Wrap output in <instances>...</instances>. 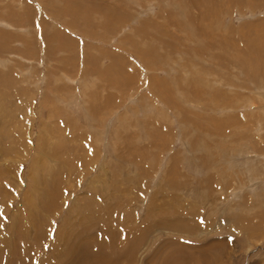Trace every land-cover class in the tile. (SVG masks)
Masks as SVG:
<instances>
[{"label": "rangeland", "instance_id": "1", "mask_svg": "<svg viewBox=\"0 0 264 264\" xmlns=\"http://www.w3.org/2000/svg\"><path fill=\"white\" fill-rule=\"evenodd\" d=\"M0 208L26 264H264V0H0Z\"/></svg>", "mask_w": 264, "mask_h": 264}, {"label": "bare ground", "instance_id": "2", "mask_svg": "<svg viewBox=\"0 0 264 264\" xmlns=\"http://www.w3.org/2000/svg\"><path fill=\"white\" fill-rule=\"evenodd\" d=\"M67 164V163H66ZM49 189L46 190V193L45 194H42L43 196V199L48 201L46 196L49 195ZM50 196V195H49ZM165 202V201H164ZM164 203H162L163 205ZM168 205V204H167ZM165 207V206H164ZM43 208L47 209L48 211L50 210L49 206L45 205L43 203ZM167 209V207H166ZM78 213H79V209H77ZM165 212V211H164ZM80 214V213H79ZM28 216L30 217L31 219V222L32 224H34L33 222L35 223H39L40 222V218H41V215H40V212L38 211H35L34 214L32 215L31 211H29L28 213ZM169 216V215H168ZM76 218V217H75ZM169 218H167L166 220L162 221L161 223H163L165 226H169V228H177L176 225L172 224V223H169ZM84 219H80V223L83 222ZM47 222V218H46V221L44 223H42L39 227L35 226V225H31L33 228L35 229H38V231L41 233L43 232V229L41 228V226L43 224H45ZM78 222V223H79ZM77 223V224H78ZM70 221L66 219V223L59 229L56 230V233H55V236H56V240L61 242L62 244H65L63 246V252H60L58 251L57 248H54L53 249V258H54V261L56 262L55 264H77L78 263H85L86 260H87V256H86V250L83 246L85 245V241H94V243H96L97 245H100L103 246L104 242L106 241H102V239H100V236H99V239L96 238L97 236H92L90 235L89 233L91 231V228L89 229L87 226L84 228V226L82 225V228H80L79 230H75L74 231V234L73 236L71 235H68V238H71L73 242H69L67 239H66V229H69L68 226H70ZM81 225V224H80ZM97 225V224H96ZM93 228V227H92ZM145 231L147 232V229L149 228H144ZM70 230V229H69ZM27 231H24V232H21L20 230H18L15 225L12 223L11 224V232H10V235L8 237H4L3 239H1L2 241L0 242V264H18L19 262L21 263H24L26 264L28 261H29V258L27 259L30 251L29 249H26V247H24V250L22 249V247L20 246L19 243H24V242H28V241H31L30 243L32 244H37L40 240V235H37L35 232V235L34 236H28L26 233ZM70 232H73V231H70ZM106 233V236L108 237H112L115 233L110 231L109 228L107 229V231L105 232ZM138 233V232H137ZM84 234L86 236H84ZM27 235V236H26ZM125 235V234H124ZM85 237V238H84ZM144 237V230H141L138 234L137 237L134 238L135 240V243L138 241L140 242V239H142ZM96 238V239H95ZM127 238V237H126ZM125 238V239H126ZM105 239V238H103ZM128 239V238H127ZM19 241V243H18ZM17 243L19 244V247L17 245ZM89 243V242H88ZM68 245V247H66ZM74 245L78 246V248L80 249V253L78 252L77 253V250H74L73 247ZM81 246L83 247V249L81 248ZM135 247V246H133ZM132 247V248H133ZM77 248V249H78ZM87 248V247H86ZM97 248V246H96ZM99 248V247H98ZM99 250V249H98ZM101 250V249H100ZM109 250V249H108ZM18 252L17 256L16 257V253ZM98 254H96V252L92 253V252H88L89 256H91V258H93L94 256L95 257H99V259L102 260V258H105V257H102V254L103 252L101 251H97ZM61 253V254H60ZM63 253V254H62ZM76 253L78 255H76ZM87 254V255H88ZM132 255V254H131ZM27 256V257H26ZM64 257L62 258L63 259V262L60 260L58 261V259L60 257ZM79 258H78V257ZM105 256V255H104ZM94 257V258H95ZM101 257V258H100ZM107 257V256H106ZM20 258V260H19ZM109 258V257H107ZM52 259V258H51ZM57 259V260H56ZM99 259H96V260H99ZM58 261V262H57ZM104 261V260H103ZM102 261V262H103ZM105 261H108V260H105ZM206 261H209L208 259ZM205 261V262H206ZM99 262V261H98ZM210 263V262H209ZM104 264V263H103ZM108 264V263H107ZM110 264V263H109ZM206 264V263H205Z\"/></svg>", "mask_w": 264, "mask_h": 264}, {"label": "snow or ice", "instance_id": "3", "mask_svg": "<svg viewBox=\"0 0 264 264\" xmlns=\"http://www.w3.org/2000/svg\"><path fill=\"white\" fill-rule=\"evenodd\" d=\"M0 219H7V217H5V216H3V210H2V208H0ZM201 223H203V220H201ZM0 227H3V225H0ZM45 247H47V246H45Z\"/></svg>", "mask_w": 264, "mask_h": 264}]
</instances>
